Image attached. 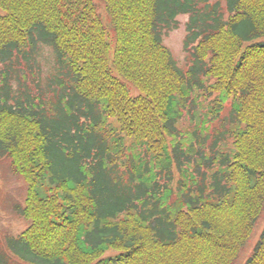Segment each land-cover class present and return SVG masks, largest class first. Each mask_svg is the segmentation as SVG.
Here are the masks:
<instances>
[{
    "label": "trees",
    "instance_id": "trees-1",
    "mask_svg": "<svg viewBox=\"0 0 264 264\" xmlns=\"http://www.w3.org/2000/svg\"><path fill=\"white\" fill-rule=\"evenodd\" d=\"M102 1L109 27L93 0H0V160L28 222L0 264H235L264 208V0Z\"/></svg>",
    "mask_w": 264,
    "mask_h": 264
},
{
    "label": "rangeland",
    "instance_id": "rangeland-1",
    "mask_svg": "<svg viewBox=\"0 0 264 264\" xmlns=\"http://www.w3.org/2000/svg\"><path fill=\"white\" fill-rule=\"evenodd\" d=\"M96 4L97 12L107 27H109L108 16L105 10V5L102 0H93ZM188 16L185 14L178 15L177 28L166 32L163 36V44L169 49L173 58L176 60L178 66H185V53L183 51V39L185 36V23ZM40 59L43 60L45 64L52 63L53 60H45L41 55ZM113 53L112 50L109 52V64L113 71L116 73L115 68L112 63ZM133 96L138 95L139 92L131 88ZM213 97V96H212ZM227 111L224 110L220 117H224ZM177 127L184 133V131L189 126V121L186 117H182L177 122ZM123 144L128 148V146L133 145L132 140L128 137H124ZM25 196V183L23 180L15 176L9 165V161L6 159L0 160V238L2 239L5 235H17L19 234L27 225V221L14 212L13 206L16 203H23ZM264 227V208L261 216L258 218L256 224L253 227L252 233L249 239L246 241L245 245L242 247L235 264H243L247 257L250 255L257 239ZM116 252L113 250H108L104 253V257L108 255H114Z\"/></svg>",
    "mask_w": 264,
    "mask_h": 264
}]
</instances>
